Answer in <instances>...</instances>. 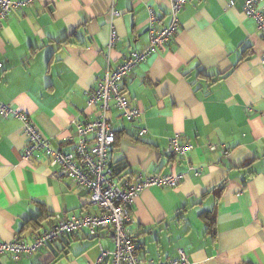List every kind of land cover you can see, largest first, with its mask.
Masks as SVG:
<instances>
[{"label":"crops","instance_id":"0c3cea01","mask_svg":"<svg viewBox=\"0 0 264 264\" xmlns=\"http://www.w3.org/2000/svg\"><path fill=\"white\" fill-rule=\"evenodd\" d=\"M244 1L188 0L176 39L123 83L141 118L111 114L109 163L122 184L136 174L183 177L176 189L143 190L133 205L127 228L143 263L184 251L193 264H264V41ZM150 10L158 28L169 25V0H33L13 11L0 24V102L29 115L53 149L73 153L78 125L96 118L88 94L148 46ZM176 135L193 147L184 157L166 152ZM26 146L22 123L0 118V244L31 241L57 216L99 214L72 180L53 176L43 151L24 160ZM114 249L108 230H84L0 264H95Z\"/></svg>","mask_w":264,"mask_h":264},{"label":"built area","instance_id":"2783aa9c","mask_svg":"<svg viewBox=\"0 0 264 264\" xmlns=\"http://www.w3.org/2000/svg\"><path fill=\"white\" fill-rule=\"evenodd\" d=\"M188 0H169L171 22L168 26L157 27V16L150 10L149 44L142 51H131L130 54L114 69H109L99 85L88 94V106L96 109V118L83 125H78V140L73 153L67 154L53 149L42 137L32 119L26 113L14 110L10 105L0 102V118L6 120L16 117L22 123L23 135L27 146L23 158L32 160L36 153L43 151L49 158L51 167L58 171L53 176L66 177L81 188L88 196L90 203L99 209V214L83 216L56 217V224L43 233H34L31 241L18 239L0 244V258L8 255L19 262L32 257L65 236L87 231L90 237H96L100 230H108L115 243L113 251H103L95 264H102L110 259L112 264H193L184 251L179 256L163 262L143 263L138 256L139 244L127 228L131 221V212L136 199L143 190L149 187H169L176 189L182 182L178 174L142 176L133 175L125 184L120 182L117 171L110 165V150L116 140L112 125L113 110L119 112L127 121L134 122L141 118L143 112L132 106L124 91L123 83L131 76L133 70L145 62L152 54L158 52L168 43L174 41L179 33V15ZM33 0H0V24L15 10L32 6ZM234 6V1L229 7ZM244 13L253 18L257 30L264 41V0H245ZM111 18L117 17L114 7ZM119 41L117 30L111 26L109 47L113 48ZM264 65V53L261 56ZM0 62V71L3 70ZM148 134V129L139 132L140 137ZM192 145L180 142L178 135L169 139L167 154L173 157H184L192 150ZM211 150L217 146L210 145ZM224 155L229 151L224 147Z\"/></svg>","mask_w":264,"mask_h":264},{"label":"trees","instance_id":"16d2710c","mask_svg":"<svg viewBox=\"0 0 264 264\" xmlns=\"http://www.w3.org/2000/svg\"><path fill=\"white\" fill-rule=\"evenodd\" d=\"M116 169H117V168H116ZM117 171H118V169H117ZM123 171H124V170H123ZM121 173H122V172H121ZM119 175H120V174H118V177H119ZM209 220H210V219H209Z\"/></svg>","mask_w":264,"mask_h":264}]
</instances>
